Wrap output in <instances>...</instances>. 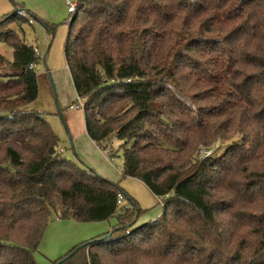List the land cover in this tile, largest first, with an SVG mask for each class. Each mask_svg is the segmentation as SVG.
<instances>
[{
  "label": "trees",
  "instance_id": "1",
  "mask_svg": "<svg viewBox=\"0 0 264 264\" xmlns=\"http://www.w3.org/2000/svg\"><path fill=\"white\" fill-rule=\"evenodd\" d=\"M10 3L0 18V264H37L52 214L117 224L49 264H264V0H77L63 52L85 133L98 148L121 141L122 176L162 206L136 229L134 202L119 206L122 189L63 157L28 109L38 58L12 26L31 14Z\"/></svg>",
  "mask_w": 264,
  "mask_h": 264
},
{
  "label": "rangeland",
  "instance_id": "2",
  "mask_svg": "<svg viewBox=\"0 0 264 264\" xmlns=\"http://www.w3.org/2000/svg\"><path fill=\"white\" fill-rule=\"evenodd\" d=\"M2 1L7 5V10L3 14L0 13V18L13 11L10 0ZM13 1L23 5L32 16L26 14L29 22H24L20 26L14 25L12 30L27 45L36 49L38 56V62L34 66L38 96L28 109L43 114L59 139V149H62L63 157L77 167L91 170L96 176L122 189L126 197L122 199L121 206L131 208L130 201L134 202L136 208L140 210V215L133 229L159 217L162 206L157 198L139 181L122 176L121 141L112 138L106 147L96 148L85 134L83 110L71 108L82 103L80 101V104L77 99L64 59L66 23L73 17L67 13L65 0H62V4L58 3L56 10H52L51 14H44L40 8L50 10L52 4L46 3L47 0ZM43 23L54 26L52 33L48 32ZM1 50L7 58L11 57L10 49L1 46ZM225 142L220 152L228 144V141ZM116 224L115 218L102 222L78 223L71 220H57L52 214L33 258L37 264H49L76 245L109 232Z\"/></svg>",
  "mask_w": 264,
  "mask_h": 264
},
{
  "label": "built area",
  "instance_id": "3",
  "mask_svg": "<svg viewBox=\"0 0 264 264\" xmlns=\"http://www.w3.org/2000/svg\"><path fill=\"white\" fill-rule=\"evenodd\" d=\"M76 4H77V0H65V6H66V10H67V13L70 15L74 14V11H75V8H76ZM19 14L21 15L22 14V11H19ZM69 22H67L66 24L68 25ZM34 52H35V55L37 56V51L36 49H34ZM38 58V56H37ZM79 103H80V100H79ZM81 104V103H80ZM71 108L73 110H78V109H82V105L78 106V105H75V106H71ZM117 204L119 206L122 205V197L119 195L118 196V200H117Z\"/></svg>",
  "mask_w": 264,
  "mask_h": 264
},
{
  "label": "crops",
  "instance_id": "4",
  "mask_svg": "<svg viewBox=\"0 0 264 264\" xmlns=\"http://www.w3.org/2000/svg\"><path fill=\"white\" fill-rule=\"evenodd\" d=\"M50 3L52 4V6L50 7V10H47L46 8H43V7H40L43 11H44V14H51V12H53L52 10H56L57 8V4L58 3H61L62 4V0H47L46 3ZM7 10V5L2 1L0 0V13ZM47 10V11H46ZM29 11V10H28ZM86 134V133H85ZM87 136V135H86ZM89 139V138H88ZM90 140V139H89ZM91 141V140H90ZM92 142V141H91ZM93 143V142H92ZM94 144V143H93ZM94 146L97 148V146L94 144ZM61 152H62V149H61ZM158 200V199H157ZM159 202V200H158ZM160 203V202H159Z\"/></svg>",
  "mask_w": 264,
  "mask_h": 264
}]
</instances>
